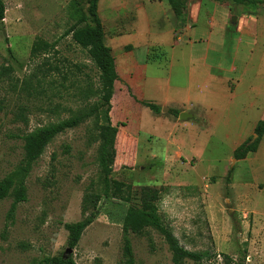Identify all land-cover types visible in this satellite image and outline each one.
<instances>
[{
	"label": "rangeland",
	"instance_id": "1",
	"mask_svg": "<svg viewBox=\"0 0 264 264\" xmlns=\"http://www.w3.org/2000/svg\"><path fill=\"white\" fill-rule=\"evenodd\" d=\"M2 1L0 180L21 163L25 134L97 102L94 90L98 87V70L86 51L64 36L85 13L84 3ZM113 1L123 3L99 0L100 13ZM137 1L130 0L129 5ZM125 11L120 9L119 16ZM36 39L53 48L33 57ZM55 66L59 71H50ZM118 115L115 109L114 121ZM147 119L142 115L144 125ZM103 130L102 121L91 116L57 136L27 176L26 201L17 205L12 221L7 219L12 199L0 202V264H36L47 257H64L69 249L64 224L81 219L85 193L101 195L97 217L66 256L75 264H124L122 222L131 192L139 186L162 190L159 211L174 236L187 251L203 254L200 262L186 260L184 264H264L263 160L253 165L257 169L253 175L247 163H237L234 184L226 183L225 166L233 144L217 131L207 142L199 140V146H204L196 166L190 161L192 154L185 152L190 160L161 168L175 148L165 136H154L144 128L136 153L110 152V191L105 198L100 161ZM116 134H122L120 128ZM152 155L156 158L151 159ZM130 240L135 264H173L167 245L153 230L140 236L130 234Z\"/></svg>",
	"mask_w": 264,
	"mask_h": 264
},
{
	"label": "crops",
	"instance_id": "2",
	"mask_svg": "<svg viewBox=\"0 0 264 264\" xmlns=\"http://www.w3.org/2000/svg\"><path fill=\"white\" fill-rule=\"evenodd\" d=\"M129 2L105 5V16L99 1L97 6L103 42L118 77L110 117L113 125H122L127 151L136 153L138 136L148 128L175 148L161 168L190 160L185 152L196 166L204 146L199 140L207 142L220 131L233 144L225 172L242 162L256 173L253 165L264 161V133L255 152L238 161L233 152L251 141L256 125L264 121V3L185 0V17L177 22L167 0ZM120 9L127 11L124 16H119ZM141 102L158 106L160 113L153 114ZM115 109L120 114L116 121ZM182 113L189 117L179 119ZM142 115L148 118L146 125Z\"/></svg>",
	"mask_w": 264,
	"mask_h": 264
},
{
	"label": "trees",
	"instance_id": "3",
	"mask_svg": "<svg viewBox=\"0 0 264 264\" xmlns=\"http://www.w3.org/2000/svg\"><path fill=\"white\" fill-rule=\"evenodd\" d=\"M85 5L83 13L76 22L71 25L64 33V36H70L73 43L82 50L86 51L89 60L98 70V87L94 90L97 102L90 106L72 110L71 116L38 127L35 130L25 134L23 140V158L17 168L0 180V202L6 198H11L12 203L7 214V219L12 221L18 204L26 201L25 181L32 167L42 156L46 147L59 135L65 133L68 129L79 125L85 118L94 116L95 119L103 123V141L100 146V161L103 170L102 184L103 197H109L110 176L109 157L112 149L126 151L124 145V134L122 125L112 124L111 99L114 93V83L117 81L114 58L111 50L103 42V26L98 17L97 6L99 0H79ZM177 21H182L185 17V0H167ZM216 2H230L233 5L252 6L257 3H264V0H213ZM5 5L0 0V22L4 19ZM53 46L40 39H36L31 47V55L35 57L38 54L46 53ZM50 71L58 72V67H51ZM89 93V92H88ZM86 93L87 95H89ZM92 93V92H91ZM143 107L148 108L153 114H159L160 108L154 104L141 102ZM171 112V111H170ZM174 115H177L174 112ZM120 128L122 134L116 137V129ZM264 133V121L259 122L254 134L256 139L250 142V139L240 145L233 152V159L241 160L247 154L256 151L258 143ZM130 153V152H129ZM55 156H52L54 159ZM233 168L228 170L225 181L231 182ZM162 190L155 186H139L132 190L129 203L122 222V256L124 264H135L132 252L130 234L143 235L149 230L156 232L165 242L171 252L173 264H184L186 260L200 262L203 254L189 252L184 249L177 238L174 236L169 224L159 211V201ZM101 195L96 193H85L81 201V219L77 222L64 224V229L68 233L67 247L74 249L80 241L84 230L93 223L98 213V204ZM36 264H75L72 257H47Z\"/></svg>",
	"mask_w": 264,
	"mask_h": 264
},
{
	"label": "water",
	"instance_id": "4",
	"mask_svg": "<svg viewBox=\"0 0 264 264\" xmlns=\"http://www.w3.org/2000/svg\"><path fill=\"white\" fill-rule=\"evenodd\" d=\"M187 116H188L187 114L182 113V114L179 116V119L183 120V119H185ZM188 117H189V116H188ZM256 137H257V136L254 135L253 138H252V140L250 141V143H252V142L256 139ZM234 162H235V160H234ZM71 251H72L71 249H67V250L65 251V253H64V257H67L66 255H67V254H70Z\"/></svg>",
	"mask_w": 264,
	"mask_h": 264
}]
</instances>
